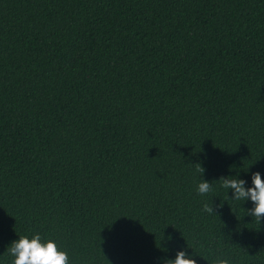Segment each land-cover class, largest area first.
I'll list each match as a JSON object with an SVG mask.
<instances>
[{"label": "trees", "instance_id": "obj_1", "mask_svg": "<svg viewBox=\"0 0 264 264\" xmlns=\"http://www.w3.org/2000/svg\"><path fill=\"white\" fill-rule=\"evenodd\" d=\"M257 171L264 0H0V264L36 233L69 264H264L219 181Z\"/></svg>", "mask_w": 264, "mask_h": 264}, {"label": "clouds", "instance_id": "obj_2", "mask_svg": "<svg viewBox=\"0 0 264 264\" xmlns=\"http://www.w3.org/2000/svg\"><path fill=\"white\" fill-rule=\"evenodd\" d=\"M205 169L198 164L196 173L202 174ZM220 187L228 191L231 190V198L235 201H251L254 207L247 209V215H251L258 223L264 219V179L259 171L252 173L251 186L246 187L244 179L236 176H225L219 178ZM197 191L201 196H207L213 192L211 182L202 179L198 184ZM203 211L213 214L214 209L211 204L203 205ZM9 254L14 257L12 264H69V257L66 251L61 250L51 239L42 242L40 233H36L29 238L20 236L18 240L11 243L8 249ZM164 264H197L195 258L184 250H179L174 259H167ZM215 264H229L227 259L217 257Z\"/></svg>", "mask_w": 264, "mask_h": 264}]
</instances>
